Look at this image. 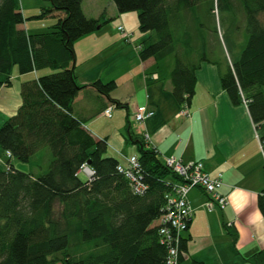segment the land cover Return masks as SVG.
Wrapping results in <instances>:
<instances>
[{"label": "trees", "instance_id": "16d2710c", "mask_svg": "<svg viewBox=\"0 0 264 264\" xmlns=\"http://www.w3.org/2000/svg\"><path fill=\"white\" fill-rule=\"evenodd\" d=\"M46 1L32 17L55 21L30 32L21 27L25 17L18 0H0V87L10 85L14 68L19 74L52 70L21 83V103L0 125V147L11 152L9 169L0 166V264H166L158 220L178 177L128 127L148 186L143 194L133 193L116 169L119 159L107 154V138H94L73 114V101L84 87L74 72V43L106 20L87 17L82 0ZM112 1L119 14L134 11L138 31L149 33L138 46L140 59L153 58V71L168 62L181 108L187 109L194 94L200 64L213 62L206 51L209 35H215L228 55L222 89L233 105H246L256 130H264V0ZM237 24L246 40L232 59L226 37ZM90 85L116 107L127 108L110 97L114 80ZM40 150L45 154L34 163L36 171L12 163L30 162ZM83 163L94 170L91 180L78 176ZM262 192L257 206L264 218ZM185 244L183 238L179 261ZM248 261L264 264V249Z\"/></svg>", "mask_w": 264, "mask_h": 264}, {"label": "crops", "instance_id": "0c3cea01", "mask_svg": "<svg viewBox=\"0 0 264 264\" xmlns=\"http://www.w3.org/2000/svg\"><path fill=\"white\" fill-rule=\"evenodd\" d=\"M86 1L81 2L85 15ZM105 1L106 15L101 13L104 4L97 6L96 3L95 9H92L95 13L91 12L90 17L107 20L110 12L111 17L117 16L122 26L126 24V15L118 13L112 0ZM38 21L39 24L34 25L32 30L26 28V22L21 27L30 32H40L55 19L48 17ZM109 26L107 22L102 23L74 43V72L84 87L73 101V114L84 121L83 127L94 138L101 137L103 131L96 130L94 125L100 118H111L112 113L106 117L102 111L109 104L115 105L90 85L96 80H114L116 88L110 97L126 103L127 108L130 105L134 113L141 105L151 109L154 113L141 122L135 120L134 132L131 131L154 148L161 161L166 156L175 155L183 162L202 161L204 169L211 176L221 174L223 184L219 193L228 200L224 208L208 210L205 207L207 195L201 188L195 187L188 192L193 215L183 234L186 248L178 264H251L248 258L264 249V218L257 206L258 197L264 189V155L260 148L264 130H256L246 105H233L222 89L220 74L226 70L225 59L200 64L196 71L195 91L187 105L189 115L178 116L183 104L172 94L168 62L160 71H153L154 59L142 60L138 55V46L149 33L142 34L134 50L126 45L123 47V50L127 49L124 51L126 62L121 70L116 68V71L120 70L117 76L113 68L105 70L109 68L105 61H95L98 50L102 51L112 40L117 44L122 40L131 42V34L126 39ZM127 27L131 30L134 28L131 25ZM125 71L131 74L124 77L122 74ZM40 74L45 73L32 71L19 74L14 68L10 85L0 87V95L6 91L2 108H6L9 116L21 103V83ZM117 82L129 86L132 91L125 97H118L114 94L119 87ZM10 87H14L11 92L7 91ZM113 144L118 146L117 158L121 164L125 163L124 157L135 155L131 142L128 150H133L128 154L120 150L122 143Z\"/></svg>", "mask_w": 264, "mask_h": 264}, {"label": "rangeland", "instance_id": "374dc122", "mask_svg": "<svg viewBox=\"0 0 264 264\" xmlns=\"http://www.w3.org/2000/svg\"><path fill=\"white\" fill-rule=\"evenodd\" d=\"M18 3L21 9V12L23 13V16L25 17L24 23L26 22L27 24L26 28L28 30H32L34 25L39 24L38 22H40L38 21L40 19L33 18L32 16L39 13L42 6L48 5V1L46 0H18ZM96 3H97V6L100 4L101 5L104 4L101 13H104V11H106L105 8H107L106 7L107 4L105 0H97L95 2H93L92 0H87L84 5L85 13L87 16L90 17L91 12L95 13V11H93L92 9L93 8L95 9L96 6L94 5ZM124 14L126 15L125 18L127 19V22L126 24L123 23V26L125 27V31L131 34V42H125L124 40H122L120 41L119 44H117L114 42V40H112L111 43H109L107 46H104L102 51L98 50L96 54V58H95L96 62H99L100 60L105 61V64L107 63L109 67V68H106L105 70H109L113 68V70L116 73L115 74L116 76L120 73V70H121L120 68L123 67L124 62H126V56H124L125 55L124 51L126 52L127 49L123 50V47H125L126 45L128 46V48H132L134 50L135 44L138 43L140 37L142 36V33L138 31V27H137L138 25L137 14L134 11L125 12ZM106 17H108L107 20L110 19L108 22L106 20L107 24L110 25L108 28H111L113 32H116V34H118L121 37L123 36L125 38L124 32L123 31L121 32L120 30L116 29L118 25H122L121 22L117 19V16L111 17L110 12H109L108 16ZM215 18L217 19V23H218L217 14H215ZM40 24L43 25V23H40ZM127 25H131V27L134 26V28H132L131 30L130 28L127 27ZM223 27H225L224 24L222 26V30H223ZM209 37L210 39H209L207 51H206L207 58L210 60L216 61V62H222L223 59H225V61L228 60V55L226 53V50L224 48L222 41H219V39H217L215 35H209ZM245 40H246V33H245V29L242 24H239L238 27L236 26L230 33H228V36L226 37V45L228 47L229 54L232 59L236 58L239 55L245 43ZM116 68H119L120 70L116 71ZM39 71L40 73L52 72V70L48 68L40 69ZM127 72L128 71H125L122 75H125L124 77H126V75L131 74V72L130 73H127ZM118 81L120 80L118 79ZM118 85L119 87L114 92V94L118 95V97H121V96L125 97L132 91V89L129 86L120 85L119 83ZM13 89L14 87H10L9 89H7V91L9 90V92H11ZM5 93L6 91H3L2 94L0 95V125L2 124V121L6 117L9 116L6 113V110H5L6 108H2V106H4L3 100H4ZM112 115L113 116L111 118H104V117L102 119L100 118V120L96 122L94 127L98 131H103V134H101V137L99 136L98 139H102L105 137L107 138V143H108L107 144L108 145L107 154L119 157V153L116 150L118 149L116 148L118 146H116V144H113V142L114 143L119 142L120 144L122 143L121 144L122 147H120V150L124 154H128L133 150V149L128 150L131 144L128 141V130L127 129L128 127H130V130L134 132L135 113L133 112L130 105L128 106V108L113 106ZM260 148H261V141H260ZM44 154H45V151L40 150L39 152L35 154L34 157H32L30 162L24 163V162H20L15 159H12V163L17 169L36 171L38 170V168L34 166L35 165L34 163L36 161H42ZM0 158H2L3 160L6 159L1 147H0ZM85 165L89 167L88 164H85ZM78 176L81 180H87V176L84 174V172L79 171Z\"/></svg>", "mask_w": 264, "mask_h": 264}, {"label": "built area", "instance_id": "2783aa9c", "mask_svg": "<svg viewBox=\"0 0 264 264\" xmlns=\"http://www.w3.org/2000/svg\"><path fill=\"white\" fill-rule=\"evenodd\" d=\"M118 29L124 32L127 39L129 38V34L122 25H119ZM153 76L156 77V74H153ZM111 111L112 106L109 105L103 110L102 114L110 117ZM153 113L145 105L138 106L135 111V120L141 122ZM177 115L188 116L189 113L186 108H181ZM261 149L264 155V140H261ZM4 154L6 157L11 156L9 150H6ZM163 162L177 175L178 179L173 183L170 192L165 195L164 211L158 220L159 242L166 248V264H178L181 255L179 243L183 239V233L187 230L193 214L188 201V192L195 187L201 188L207 195L205 207L208 210L214 207L224 208L228 204V200L226 196L219 193V189L223 184L221 174L215 176L208 174L202 161L183 162L179 157L169 155L164 158ZM0 163L6 169H9L7 163L1 160ZM80 169L87 175L89 180L92 179L94 175L92 168L82 164ZM116 169L127 179L133 193L143 194L147 190L148 186L140 176V164L136 155L125 157V165L119 163ZM262 195H264V192H262Z\"/></svg>", "mask_w": 264, "mask_h": 264}, {"label": "water", "instance_id": "95a60500", "mask_svg": "<svg viewBox=\"0 0 264 264\" xmlns=\"http://www.w3.org/2000/svg\"><path fill=\"white\" fill-rule=\"evenodd\" d=\"M99 26H97V28H98Z\"/></svg>", "mask_w": 264, "mask_h": 264}, {"label": "bare ground", "instance_id": "6f19581e", "mask_svg": "<svg viewBox=\"0 0 264 264\" xmlns=\"http://www.w3.org/2000/svg\"><path fill=\"white\" fill-rule=\"evenodd\" d=\"M263 197H264V195H263Z\"/></svg>", "mask_w": 264, "mask_h": 264}]
</instances>
